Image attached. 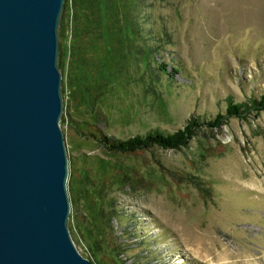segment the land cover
I'll return each mask as SVG.
<instances>
[{
    "label": "rangeland",
    "instance_id": "rangeland-1",
    "mask_svg": "<svg viewBox=\"0 0 264 264\" xmlns=\"http://www.w3.org/2000/svg\"><path fill=\"white\" fill-rule=\"evenodd\" d=\"M88 10L86 35L60 40L72 50L61 126L80 253L94 264H264V110L250 108L264 94V0H90ZM230 102L247 112L210 126ZM99 114L117 141L193 117L202 126L179 150L123 155L99 143Z\"/></svg>",
    "mask_w": 264,
    "mask_h": 264
},
{
    "label": "water",
    "instance_id": "water-1",
    "mask_svg": "<svg viewBox=\"0 0 264 264\" xmlns=\"http://www.w3.org/2000/svg\"><path fill=\"white\" fill-rule=\"evenodd\" d=\"M66 0H0V264H93L68 221L61 119Z\"/></svg>",
    "mask_w": 264,
    "mask_h": 264
},
{
    "label": "trees",
    "instance_id": "trees-1",
    "mask_svg": "<svg viewBox=\"0 0 264 264\" xmlns=\"http://www.w3.org/2000/svg\"><path fill=\"white\" fill-rule=\"evenodd\" d=\"M90 4V0H66L65 3V11L61 17V24L59 29L60 40L67 39L69 36L73 37L75 40L77 38L84 37L86 35L87 28L84 27V18L87 19L90 16V11L88 10V5ZM68 12H72L73 14V22L74 27L71 24L68 28ZM72 52L71 48H67V52L64 50V43H60V55H59V67L63 71L65 67V56L66 54H70ZM174 72H177V69H173ZM251 110H256L260 112L264 110V94L261 96L259 100H252L250 105ZM247 107L242 104H234L232 102L229 103L225 114H218L216 118L210 122V126L220 128L224 123L227 117H242L247 112ZM66 121V118L63 117V122ZM98 121L102 126L99 128L96 126V129L99 132L100 138L99 143L101 146L109 151L110 153L115 154H136L138 152L150 151L155 148L157 149H165V150H179L182 147L186 146L191 140V138L195 135V132L202 126L200 118H194L190 120L183 129H179L173 133H164L159 130L148 133L146 136H135L128 140L117 141L111 137L105 136L103 133L105 127H107V119L106 116L100 115L98 116ZM72 166L69 169L70 177H72ZM71 203L73 205L71 191H70ZM72 216V214H71ZM88 257V256H87ZM91 261V259L88 257ZM92 262V261H91ZM93 263V262H92ZM94 264V263H93Z\"/></svg>",
    "mask_w": 264,
    "mask_h": 264
}]
</instances>
